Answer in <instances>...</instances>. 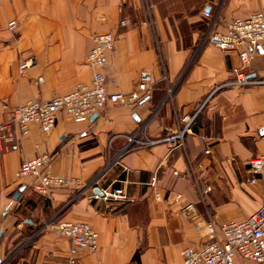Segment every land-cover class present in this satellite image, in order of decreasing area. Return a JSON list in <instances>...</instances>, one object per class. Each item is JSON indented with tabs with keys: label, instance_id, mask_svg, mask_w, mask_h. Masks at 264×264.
<instances>
[{
	"label": "crops",
	"instance_id": "crops-1",
	"mask_svg": "<svg viewBox=\"0 0 264 264\" xmlns=\"http://www.w3.org/2000/svg\"><path fill=\"white\" fill-rule=\"evenodd\" d=\"M203 10L223 29L233 17L264 11V0H0V102L46 101L89 83L92 36L107 31L116 34L103 68L107 90H133L142 70L153 79L142 106L109 104L82 121L61 113L52 130L31 125L17 149L0 154L5 264H62L69 240L46 226L52 219L97 231V248L80 250L77 264H182L183 247L206 241L204 223L241 220L261 205L264 172L250 183L247 161L264 154V84L216 89L240 61L209 40ZM124 16L134 24L119 26ZM27 58L33 62L21 72ZM244 70L264 77V53L258 50ZM202 102L183 146L169 151L159 143L117 158L125 135H163ZM43 152L51 173L122 187L132 200L92 199L90 190L76 195L73 188L38 195L16 172ZM188 202L193 209L183 211ZM236 264L256 263L236 257Z\"/></svg>",
	"mask_w": 264,
	"mask_h": 264
},
{
	"label": "built area",
	"instance_id": "built-area-1",
	"mask_svg": "<svg viewBox=\"0 0 264 264\" xmlns=\"http://www.w3.org/2000/svg\"><path fill=\"white\" fill-rule=\"evenodd\" d=\"M203 16L210 18L207 36L222 50L236 51L240 66L233 69V76L216 89L222 87H247L264 84V77L249 78L245 72L249 61L259 50L264 53V11L256 10L244 17L229 19L223 29L216 26V19L210 12L203 10ZM134 24L133 18L124 16L118 25L127 27ZM15 21L8 22V27L14 29ZM116 34L107 31L92 36V46L86 55V63L92 68L93 74L89 83L77 84L66 94L52 97L46 101L27 99L22 103L11 105L6 100L0 102V154L17 149L23 137L30 132L31 125H37L41 132L52 130L59 114H67L75 121L89 119L98 114L109 104L125 106H142L148 100L153 86L149 71L142 70L138 75L136 87L129 92H109L106 88V77L103 68L106 55L114 47ZM27 58L19 65L22 72L32 64ZM41 80V78H39ZM215 91V90H214ZM205 102L193 112L183 114L173 127L165 128L163 135L150 138L139 132L125 135V144L119 150L117 158L125 153L141 148H147L162 143L169 151L184 144L186 134L190 132L198 114ZM207 154L210 150H204ZM51 156L43 152L32 158L24 159L16 172L20 179L30 178L31 185L38 195L49 197L56 189L73 188L76 195L86 189L91 191L92 199L104 201L132 200L127 198L122 187L112 189L100 188L94 179L84 183L77 177L61 176L49 170ZM251 177L255 181L258 174L264 172V154L247 161ZM156 181L152 176L150 184ZM176 199L180 198L177 194ZM193 209V204L186 203L182 210ZM205 227L206 241L199 247L185 246L181 249L182 264H236V257L243 262L264 264V199L261 205L247 217L241 220L222 222L218 226L208 221ZM47 227L69 240V247L62 264H77L80 250L94 251L98 246V233L87 222L50 220ZM0 264H5V258L0 247Z\"/></svg>",
	"mask_w": 264,
	"mask_h": 264
},
{
	"label": "water",
	"instance_id": "water-1",
	"mask_svg": "<svg viewBox=\"0 0 264 264\" xmlns=\"http://www.w3.org/2000/svg\"><path fill=\"white\" fill-rule=\"evenodd\" d=\"M96 117V114H93L91 117H90V120H93L94 118ZM19 192H16L14 198H16L18 196Z\"/></svg>",
	"mask_w": 264,
	"mask_h": 264
},
{
	"label": "rangeland",
	"instance_id": "rangeland-1",
	"mask_svg": "<svg viewBox=\"0 0 264 264\" xmlns=\"http://www.w3.org/2000/svg\"><path fill=\"white\" fill-rule=\"evenodd\" d=\"M206 100H207V99H206ZM206 100H205V101H206ZM4 256H7V255H6V252L4 253Z\"/></svg>",
	"mask_w": 264,
	"mask_h": 264
}]
</instances>
